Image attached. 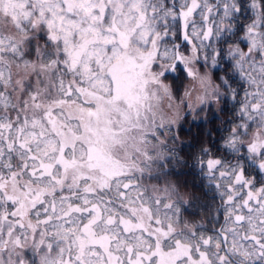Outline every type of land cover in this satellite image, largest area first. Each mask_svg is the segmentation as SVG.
I'll return each instance as SVG.
<instances>
[{
	"label": "snow or ice",
	"instance_id": "obj_1",
	"mask_svg": "<svg viewBox=\"0 0 264 264\" xmlns=\"http://www.w3.org/2000/svg\"><path fill=\"white\" fill-rule=\"evenodd\" d=\"M0 264H264V0H0Z\"/></svg>",
	"mask_w": 264,
	"mask_h": 264
},
{
	"label": "flooded vegetation",
	"instance_id": "obj_2",
	"mask_svg": "<svg viewBox=\"0 0 264 264\" xmlns=\"http://www.w3.org/2000/svg\"><path fill=\"white\" fill-rule=\"evenodd\" d=\"M185 83H187V81ZM218 116L224 118L225 113H218ZM208 117V121L195 120L184 125V129L181 131L180 135V138L184 143L178 147V151L182 149L180 152L181 156L186 158L187 154L194 151L195 149L193 148V145L198 147L197 142L199 140H208L209 137L206 133L209 129L213 130L214 136L216 135L213 126L219 124L220 120L217 119V115L215 116V114L209 113ZM191 163V160H188L187 164H177L174 169L176 174L169 178L172 180H178L181 184L186 181L187 191L201 195V189L199 187L201 178L198 173L192 169Z\"/></svg>",
	"mask_w": 264,
	"mask_h": 264
},
{
	"label": "rangeland",
	"instance_id": "obj_3",
	"mask_svg": "<svg viewBox=\"0 0 264 264\" xmlns=\"http://www.w3.org/2000/svg\"><path fill=\"white\" fill-rule=\"evenodd\" d=\"M211 114H214V113H211ZM216 115L218 116V114H215V116H216Z\"/></svg>",
	"mask_w": 264,
	"mask_h": 264
}]
</instances>
